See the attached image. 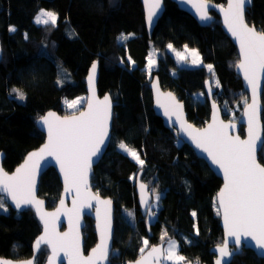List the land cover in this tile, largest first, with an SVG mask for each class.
Here are the masks:
<instances>
[{"label":"trees","instance_id":"16d2710c","mask_svg":"<svg viewBox=\"0 0 264 264\" xmlns=\"http://www.w3.org/2000/svg\"><path fill=\"white\" fill-rule=\"evenodd\" d=\"M210 1L224 5L227 0ZM41 9L58 15L55 27L35 23ZM211 13L216 19L202 26L176 3L166 0L165 12L149 38L141 0H0V150L6 153L4 166L8 171L43 142L45 135L37 127L38 118L49 110L72 113L64 99L87 94L89 67L100 61L99 93L111 94L115 113L111 143L95 166L92 188L115 203L116 251L111 253V264H126L142 254L141 248L145 251L169 240L178 242L179 255L185 258L180 264H213V248L223 242L216 203L222 179L175 130L164 126L154 111L149 88L158 75L163 88L185 101L188 119L202 127L210 118L205 90L209 81L224 117L239 121L249 95L235 71L238 51L224 32L220 17L215 11ZM246 19L264 30V0H253ZM12 27L16 30L11 31ZM123 36L128 39L123 40ZM169 45L197 48L204 64L179 66L167 49ZM152 46L157 50L158 63L149 75ZM207 65H212V71ZM59 66L69 71L72 81L58 84ZM14 88L24 91L25 100L12 92ZM262 104L264 124V90ZM239 132L244 134V125ZM121 142L140 154L145 161L142 169L119 148ZM259 159L264 164V144ZM138 174L150 185L153 197H161L158 214L152 218L151 211L144 217L139 208L135 189ZM61 192L62 182L51 167L41 178L39 195L47 200L48 208H53ZM1 198L8 209L0 212V256L28 258L42 225L31 208L17 211ZM85 219L87 252L97 237L94 220ZM48 254L43 246L36 263L44 264ZM231 264H264V259L243 249V255L234 256Z\"/></svg>","mask_w":264,"mask_h":264},{"label":"snow or ice","instance_id":"6c2138e0","mask_svg":"<svg viewBox=\"0 0 264 264\" xmlns=\"http://www.w3.org/2000/svg\"><path fill=\"white\" fill-rule=\"evenodd\" d=\"M249 0H228L224 13V22L229 32L239 42L240 54L242 59L235 65L243 72L244 79L251 87L253 93L252 103L248 104L247 98L244 103L247 105L245 115L247 116L248 138L241 139L239 136L230 135L229 130L234 125L219 121L216 117L213 122L204 129H195L192 125H186L184 131L195 142L196 147L201 149L211 158V162L223 171L225 184L218 194L219 209L223 210V221L227 231V236L232 238L233 250H229V242L225 241L218 246L219 258L215 264H231L232 257L243 255V247H250L258 255L264 256V165L256 159V140L259 138L256 132L258 123V105L256 93L258 81L264 74V30L257 31L254 26H249L244 19V9ZM199 13L202 21L210 20L208 15V0H199L192 5ZM160 7V0H153L149 5L148 22L152 23V18L156 14L155 9ZM58 15L53 11L41 10L35 17L37 24L53 27L56 26ZM11 31L16 29L12 27ZM27 39V36L25 37ZM128 39L127 36L122 37ZM169 48L172 46L169 45ZM183 60L185 57L177 53ZM191 64H197L198 53L192 50ZM154 61L148 59L149 75ZM212 71V65H207ZM97 64L93 63L88 76L90 86L94 85ZM65 72V76L67 77ZM217 86L219 82L217 81ZM210 91V90H209ZM20 100L24 94L19 89H12ZM95 88L92 87V99L87 103V111H80V114L71 117H59L55 113L49 112L47 116L41 118L42 124L47 128L48 141L39 149L31 153L27 160L14 174L9 175L0 168V191L7 193L11 198L14 207L20 209L24 205H31L40 214V219L44 221V234L35 242V251L40 252L41 247L51 248L52 256L50 264H56L59 253L63 252L69 259V264H99L101 261H108L109 242L112 239L110 223V207L105 209L104 224L100 228V243L91 250V254L85 257L82 253L79 228H72V213L78 217L80 210L84 207H92L91 200H96L98 204L110 206V200H100L98 194L92 196L86 190L88 188V174L91 169L92 157L100 152V145L108 138L109 122L111 119V98L105 96L103 100L95 98ZM83 99L74 100L69 107H76L83 103ZM157 103L164 108L165 115H175L177 120L184 124L182 108L174 97L167 102H161L159 94ZM119 148L130 154L143 168L145 161L140 154L129 148L124 142L119 144ZM46 156L53 157L60 165L64 173L65 191L74 190L73 208L68 210L70 230L59 233L56 230V221L61 213L58 208L56 212L45 213L42 205L43 201L35 197V180L40 161ZM146 185L141 183L140 189ZM160 195L155 196V200H160ZM77 200L80 203H77ZM143 203L148 206V201ZM63 208L64 201H60ZM149 211H151V206ZM218 209V212H219ZM0 210L7 211L4 198H0ZM99 217V208L96 209ZM153 216L154 213H151ZM129 217L134 218L133 213H128ZM195 215V213H193ZM198 233V229H197ZM167 233L165 232V235ZM242 238L243 247H242ZM163 239V236L161 237ZM145 246L148 240L143 241ZM179 245L169 240L166 253L159 247H152L149 256L159 259L164 255L166 260L175 261L180 264L185 258L177 254ZM115 253V249H112ZM141 248L140 252L143 253ZM36 257L25 264H35ZM0 264H12L11 261L0 260ZM136 264H145L144 259L137 261Z\"/></svg>","mask_w":264,"mask_h":264},{"label":"water","instance_id":"95a60500","mask_svg":"<svg viewBox=\"0 0 264 264\" xmlns=\"http://www.w3.org/2000/svg\"><path fill=\"white\" fill-rule=\"evenodd\" d=\"M141 1H142V5H143V10H144L146 30H147L149 38H152L155 27H156L159 19L162 17V15L165 12V1L166 0H160V7L154 10L156 14L153 16L151 24H149V22H148V12H149V5L153 2V0H141ZM171 1L176 3L181 10L192 15L198 21V23L202 26H208L216 19V17L211 13V11H215L216 14L220 17L222 28H223L224 32L229 36V38L232 40V42L235 44V46L237 48L238 55H239V61L242 59V56L240 54L239 42L229 32L228 27L224 22V13L221 11L222 8H224V9L227 8L228 0L226 1V3L224 5H221L219 3L208 0V5H209L208 15L211 17V19L207 20V21H202L199 18V13L192 6L193 3H198L199 0H171ZM252 5H253V0H249V2L246 3L245 9H244V19H245V22L250 27L254 26L257 31H260L256 27V25L250 24L246 19L247 10L250 7H252ZM2 55H3L2 41L0 38V60L2 59ZM93 63L97 64V70H96V74H95L94 85L90 86V84L88 82V76L90 74L91 66H92L91 65L89 67V70H88V73L86 76L87 98L85 100L83 107L80 110H78L76 112L69 113V114H60L56 110L47 111L44 115H42L37 120L38 129L41 132H43L45 135L43 142L38 147L30 150L25 155L23 160L12 171H8L5 168L4 159L6 157V153H5V151L0 150V168H2L5 172L9 173V175L14 174L15 170L24 164V162L27 160L28 156L31 153L39 151V149L41 147H43V145L45 143H47V141H48L47 128H46V126H44L42 124L41 118L44 116H47V114L49 112L55 113L56 116L63 118L66 116L71 117L72 115L78 116L80 114V111H87V103L89 100L92 99V87L93 86L95 88V94H96L95 98L97 100H103L105 96H109L111 98L112 107H111V119L109 122L108 138L104 141V143L102 145H100V152L98 153V155L92 157L93 162L91 164V169H90L89 174H88V188L86 191L88 193H90L92 196H96L98 194L100 200H110L112 203L110 206H105L103 204H98L96 200H91L92 207L91 208H89V207L82 208L80 210L78 217L75 215V213H72V228L74 230L78 226L82 253L85 257H87L88 255L91 254V250L96 248L97 245L100 243V228L104 224L105 209H106V207H110V223H111L112 239L109 242V257H108V261H106V262L101 261V262H99V264H111L110 258H111L112 249L114 248V233H115V203L111 197H104V196L100 195L99 193H97L92 188V176L94 174L95 166H97L98 163L101 161V159L103 158L104 154L107 151V148L109 147V145L111 143L113 124H114L115 105H114L113 99L111 97V94L109 92L105 93L102 96L100 95L99 88H98V81H99V77H100V61L95 60ZM235 71H236L237 75L241 78V80L243 82L244 89L247 91V93L249 95L248 104H251L252 99H253L252 89L247 84V81L244 79L243 72L240 69H238L237 67L235 68ZM149 88L151 89V92H152L154 111L163 120L164 126L169 130H172V131L175 130L177 132L179 138L182 139L188 145H190L193 148V150L195 151L196 155L199 158L204 159L206 161V163L209 165V167L211 168V170L218 177H220L222 179V185L220 186L218 193H217V196H216V203H217V206L219 209L218 194L223 189L224 184H225L223 171L221 169H219L217 165L212 164L211 158L207 156V153H204L201 149L196 147L195 142L184 131V127L186 125L190 124L193 126V128L202 130V129L206 128L209 124H211L213 122V118L216 117L219 121H223L224 123L231 122L234 125V127L229 130L230 135L239 136L241 139H247L248 138V124H247L248 118L245 115L247 105L246 104L244 105L243 112H242V115H241V118L239 119V121L232 120L229 118H225L223 115V111H222L220 104L214 99L213 89H212L211 83L208 81L206 83L205 90H206V94H207V97H208V100L210 103V118L204 126L199 127V126L193 124L188 119L185 101L181 100L172 90L163 88L158 75H155L152 78V80L149 83ZM263 90H264V74L261 75V77L258 81V87H257V93H256V100H257V105H258V123L256 124L255 127H256V132L258 133V137H259L256 140V159H257V162L260 163L261 165H264L259 159L260 151H261L263 144H264V124H263V120H262V110H263L262 94H263ZM158 94H159V97H160V100L162 103L167 102V99L169 98V94H171V97H174L175 102H178L180 105H182V108H180L179 111L182 113V119L184 121L183 125L181 124V122L179 120H177L175 115H171V116L165 115L164 108L160 107L159 104L157 103ZM241 124L244 125V134L243 135L239 132V127ZM51 167H53L57 171V173L60 177V180L62 182V192H61L60 198L57 201L56 206L53 208H48L47 207V200L39 195V187H40V181H41L43 174L48 169H50ZM141 183L146 185V188L143 190V192L140 189ZM65 187H66V185H65V180H64V173L61 171L59 163H57L53 157L46 156L44 159H42L40 161L39 168L37 170L36 180H35V197H36V199L44 202L42 205V208H43V211L45 213L56 212L58 208L61 209V213L58 216L57 221H56V230L59 233L68 232L70 230L68 210L73 208L74 190L72 192H66ZM135 189H136L137 201L139 204L140 211H141L142 215L144 217H146L149 214V207L148 206H151V203H152L154 197H153V194L151 192L150 185L141 180L140 174L137 175ZM0 197H5L9 206L12 207L13 209L17 210V211H23L27 208H31L34 211L37 219L39 220V222L42 225L41 232L38 234V236L33 241V244H32L33 253L30 257L23 258V259H16V258H11V257L0 256V260L11 261L12 264H25V262L31 261L33 256H35L37 259V255L39 252L35 251V242L39 239L40 236H42L44 234V221L40 219V214H38L35 210V207L31 206V205H24L20 209H16L14 207V204H13L11 198L7 195V193L0 191ZM61 200L64 201L63 208H61V204H60ZM144 200L148 201V206H146L143 203ZM77 203L79 204L80 201L77 200ZM97 208H99V213H100L99 217L97 216V211H96ZM0 212H1V210H0ZM86 216L91 217L94 220V228H95L96 237H97L96 243L92 247H90V249L87 252L85 251V237L83 234V229L86 226V219H85ZM219 216H220V225H221L222 231H223V242L216 245L213 248V252L216 255L214 258L213 264H215L216 260L219 258V253L217 251L218 246L222 245L225 241L229 242V250L230 251L233 250L232 238L227 236V231H226V228L224 225L223 210L222 209H219ZM243 240H244V238H242V247H243ZM166 244L165 243H158V244L152 245L149 248H147L136 259L131 260V261H127L126 264H136V262L141 260L142 258L144 259L145 264H164L165 256L163 254L160 255L159 259H157L155 256L150 257L148 254H149V252H151L152 247H159L162 249V252L165 253ZM42 247H43V245H42ZM47 248L49 250V254H48L44 264H50V258L52 256L51 248L50 247H47ZM243 249H250V250L254 251V253L258 257L264 259V256L258 255L257 252L250 247H243ZM233 258L234 257H232L231 261L233 260ZM35 264H37L36 260H35ZM56 264H69V259L67 256L64 255L63 252H60L59 253V259L56 261ZM182 264H193V263L182 262Z\"/></svg>","mask_w":264,"mask_h":264},{"label":"rangeland","instance_id":"374dc122","mask_svg":"<svg viewBox=\"0 0 264 264\" xmlns=\"http://www.w3.org/2000/svg\"><path fill=\"white\" fill-rule=\"evenodd\" d=\"M41 10L52 11V10H48V9H41ZM167 49H168L169 52H171L174 55V57L176 58V61H177L178 65L181 66V67H198V66H202L204 64L203 63V60L201 58V55H200V53H199V51H198L197 48L189 47V46H184L183 48H175V47L169 48V47H167ZM192 50H195L198 53L197 64L196 65L191 64V60L193 58L192 57ZM177 53H181L185 57V59L182 60L180 58V56L177 55ZM149 57H151L153 59V61H154V64H153V67H152V68H154L157 65V63H158V53H157V50L153 46L149 50ZM149 57H148V59H149ZM147 69H148V62H147ZM65 72L68 74L67 77L65 76ZM70 81H72V77H71L69 71L64 66H59L58 67V78H57L58 84L59 85H64V84H66V83H68ZM19 91L24 94V97H26L25 96V93H24V91L22 89H19ZM86 98H87V94H80V95H77V96H75L73 98H65L64 99V102L68 106V109L71 112H76V111H78V110L81 109V106L83 105L84 102L78 104L76 107H69V104L72 101H74V100H81V99H83V101H85ZM23 100H25V98ZM23 100H21V101H23ZM128 147L131 148V149H133L130 146H128ZM156 195H158V194H155L154 195V199L152 201L151 206L157 207V205H160V200L159 201H156L155 200V196ZM5 207H6V209H8L6 205H5ZM152 217H153V215H151V218ZM172 242H175L176 244H178V242L176 240H172ZM168 246H169V242L165 246V253H166V250H167ZM177 254L179 255V250H178ZM173 262H175V261H173Z\"/></svg>","mask_w":264,"mask_h":264},{"label":"built area","instance_id":"2783aa9c","mask_svg":"<svg viewBox=\"0 0 264 264\" xmlns=\"http://www.w3.org/2000/svg\"><path fill=\"white\" fill-rule=\"evenodd\" d=\"M158 210L159 209L157 207L151 206V213L158 214ZM164 264H175V263L173 261L164 260Z\"/></svg>","mask_w":264,"mask_h":264},{"label":"flooded vegetation","instance_id":"af4514ba","mask_svg":"<svg viewBox=\"0 0 264 264\" xmlns=\"http://www.w3.org/2000/svg\"><path fill=\"white\" fill-rule=\"evenodd\" d=\"M1 198V197H0ZM93 225H94V223H93Z\"/></svg>","mask_w":264,"mask_h":264},{"label":"bare ground","instance_id":"6f19581e","mask_svg":"<svg viewBox=\"0 0 264 264\" xmlns=\"http://www.w3.org/2000/svg\"><path fill=\"white\" fill-rule=\"evenodd\" d=\"M164 260H165V258H164Z\"/></svg>","mask_w":264,"mask_h":264},{"label":"clouds","instance_id":"9594fccd","mask_svg":"<svg viewBox=\"0 0 264 264\" xmlns=\"http://www.w3.org/2000/svg\"><path fill=\"white\" fill-rule=\"evenodd\" d=\"M152 204V203H151Z\"/></svg>","mask_w":264,"mask_h":264}]
</instances>
